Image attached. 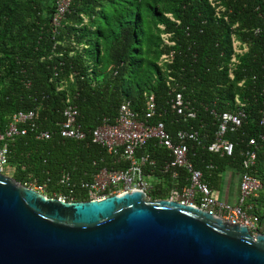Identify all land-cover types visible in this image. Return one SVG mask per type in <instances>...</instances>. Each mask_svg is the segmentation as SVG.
Instances as JSON below:
<instances>
[{
	"label": "trees",
	"instance_id": "16d2710c",
	"mask_svg": "<svg viewBox=\"0 0 264 264\" xmlns=\"http://www.w3.org/2000/svg\"><path fill=\"white\" fill-rule=\"evenodd\" d=\"M59 0H0V128L17 111H34L36 126L7 142L6 168L24 186H41L47 197L87 201L81 182L99 170L124 169L127 163L90 138V131L114 123L127 102L139 119L151 98L149 120L160 121L175 135L197 131L187 142V157L210 189L227 168L237 173L241 152L257 142L251 174L261 187L247 203L264 226V127L260 126L264 95V3L261 0H68L57 25ZM232 39L245 47L233 56ZM179 92L195 111L182 120L170 110ZM66 104L75 106L82 140L59 137ZM242 109L245 117L224 138L230 156L210 153L216 118L212 112ZM38 130L47 139L36 138ZM1 147V143H0ZM148 154L149 200L167 199L172 189L187 185L183 169L161 172L169 152L150 139L137 153ZM67 174L71 187L58 183ZM72 192L69 193L68 191Z\"/></svg>",
	"mask_w": 264,
	"mask_h": 264
},
{
	"label": "water",
	"instance_id": "95a60500",
	"mask_svg": "<svg viewBox=\"0 0 264 264\" xmlns=\"http://www.w3.org/2000/svg\"><path fill=\"white\" fill-rule=\"evenodd\" d=\"M0 264H264V234L140 189L62 201L0 172Z\"/></svg>",
	"mask_w": 264,
	"mask_h": 264
},
{
	"label": "built area",
	"instance_id": "2783aa9c",
	"mask_svg": "<svg viewBox=\"0 0 264 264\" xmlns=\"http://www.w3.org/2000/svg\"><path fill=\"white\" fill-rule=\"evenodd\" d=\"M264 3V0H261ZM68 6V0H59L56 5L55 15L52 24L57 25ZM238 42L232 39L233 56L231 62H235V55L245 51V47L239 48ZM154 103L151 98L145 103L144 115L141 119L130 109L127 102L122 103L117 111L114 123L109 125L102 122L101 125L90 131V138L93 143L103 147L107 153L118 155L122 161L127 163L124 169L105 170L101 169L94 174L91 180L81 182L79 188L82 189L87 200H100L107 196L130 191L132 189H146L148 180L145 178L143 168L153 166L154 161L148 154L137 153L150 139L156 141L158 146L169 152L170 160L164 164L161 172L172 171L171 176H175L173 171L176 168L184 170L187 176V185L179 190L169 191V200L183 204H192L210 215L217 216L230 224H238L246 227L251 235L264 234V226L260 225L256 215L251 213V205L247 203L250 196L254 195L261 187L260 182L251 174L254 166L257 142L254 139L248 140L246 148L241 152L237 181V198L235 203H225L216 201L208 185L202 180L200 171L193 168L187 157V142H196L197 131L177 130L175 135H171L164 127L163 123L157 121L151 123L149 120L154 115ZM170 110L182 120L193 119L195 111L189 103L184 101L179 92L173 93L170 99ZM216 130L211 143L206 146V151L215 154L230 156L233 150L232 142L226 140L224 135L227 132L235 131L245 117L242 109L233 112H222L216 114ZM259 125L264 127V95L260 108ZM62 120L58 124L57 133L63 139L82 140L85 133L77 123V110L75 106L66 104L61 111ZM34 111H17L11 114L9 121L0 128V172L6 168L5 155L7 152V142L15 136L25 135L28 129L35 128ZM36 138L47 139V131L38 130ZM258 140H264L263 136H258ZM58 183L66 188L71 187L67 174L60 176ZM29 188L42 193L41 186H28ZM69 193L72 191L69 190ZM55 198L62 201H70L71 197L58 194Z\"/></svg>",
	"mask_w": 264,
	"mask_h": 264
},
{
	"label": "crops",
	"instance_id": "0c3cea01",
	"mask_svg": "<svg viewBox=\"0 0 264 264\" xmlns=\"http://www.w3.org/2000/svg\"><path fill=\"white\" fill-rule=\"evenodd\" d=\"M219 174V180L216 189H210L212 197L219 202L235 203L237 198L238 173L231 168L225 169Z\"/></svg>",
	"mask_w": 264,
	"mask_h": 264
},
{
	"label": "rangeland",
	"instance_id": "374dc122",
	"mask_svg": "<svg viewBox=\"0 0 264 264\" xmlns=\"http://www.w3.org/2000/svg\"><path fill=\"white\" fill-rule=\"evenodd\" d=\"M12 169H10V168H5V169H3V171L1 172V174H3L4 176H6V177H9V178H12L11 177V175H12ZM225 174V172H223V174L222 175H224ZM263 217H264V211H263Z\"/></svg>",
	"mask_w": 264,
	"mask_h": 264
},
{
	"label": "flooded vegetation",
	"instance_id": "af4514ba",
	"mask_svg": "<svg viewBox=\"0 0 264 264\" xmlns=\"http://www.w3.org/2000/svg\"><path fill=\"white\" fill-rule=\"evenodd\" d=\"M150 189H151V183L148 181V186H147V188H146V189H140V190H142V191L145 192V195H146V198H147V192H148ZM168 197H169V193H168ZM168 197H167V199H168ZM147 199H148V198H147Z\"/></svg>",
	"mask_w": 264,
	"mask_h": 264
}]
</instances>
